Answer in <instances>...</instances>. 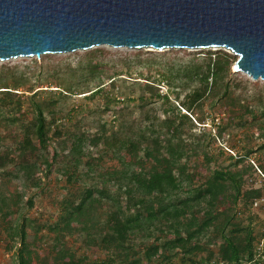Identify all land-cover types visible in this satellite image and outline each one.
Listing matches in <instances>:
<instances>
[{
    "label": "trees",
    "instance_id": "16d2710c",
    "mask_svg": "<svg viewBox=\"0 0 264 264\" xmlns=\"http://www.w3.org/2000/svg\"><path fill=\"white\" fill-rule=\"evenodd\" d=\"M106 54L105 49L98 48L87 52L76 64L63 57L54 59L53 66H46L45 57L41 63L35 59L40 73L34 81L37 86L32 84L29 67H0V177L21 181L23 189L40 188L42 178L38 173H49L59 164L67 183L76 188L62 201L57 222L48 225L57 232L53 264H264L257 250L264 235L258 239L251 223L244 225L237 218L241 211H235L240 199L253 207V202L263 196L264 185L243 190L239 181L242 173L224 167L216 168L196 184V173L189 167L192 154L202 151L209 159L207 130L190 140L198 129L196 108L202 110L205 101H210L211 107L224 108L229 116L223 130L236 125L264 132V84L233 73L238 57L224 50L195 54L179 63L168 56L163 60L152 53H137L135 63L164 78L168 86L188 90L180 104L186 113L165 110L162 119L153 104L157 99L171 101L169 95H161L157 89L161 79H148L143 84L127 79L132 78L131 73L122 77V69L108 75ZM48 76L56 80L57 90L40 89ZM106 78L113 91L121 90L128 81L132 88L143 91L133 106L117 109L115 118L124 117L126 108L139 115L128 129L121 124L110 135L92 138L78 125L82 119L73 122L85 107L68 109L62 101L79 95L96 100L106 92ZM116 103L107 94L100 108L109 111ZM7 134L14 138L9 144ZM100 144L105 147L104 154L117 159L118 166L82 169L85 157L93 156L88 147ZM255 152H260L255 159L264 173V142L248 149L235 164ZM102 158L98 155L93 165ZM253 168L250 165L247 170ZM85 177L94 182L87 183ZM23 197L22 192L14 200L0 195V212L5 220L15 215L13 206L18 207ZM27 204L33 207V199ZM20 217L5 230L14 244H19L17 263L34 264L26 242L27 226H32L34 220ZM73 228L85 236L86 245L99 246L108 258L88 263L86 257H77L61 239ZM209 238L220 241L217 258L210 251L203 256L208 250L204 240Z\"/></svg>",
    "mask_w": 264,
    "mask_h": 264
},
{
    "label": "rangeland",
    "instance_id": "374dc122",
    "mask_svg": "<svg viewBox=\"0 0 264 264\" xmlns=\"http://www.w3.org/2000/svg\"><path fill=\"white\" fill-rule=\"evenodd\" d=\"M222 49H164L158 50L153 48H142V49H111L106 50L107 54L105 55V62L108 63V75H111L115 70L122 69L124 75L122 77H128L127 75L132 74V78H127L129 80L136 79L141 81L143 84L149 81H158L157 89L161 95H169L171 103H165L160 99H157L158 102L153 105L156 108L158 116L164 118L165 110H168L170 113L177 112L181 110L182 113H186L180 104L184 100L188 90L183 91L181 87H171L168 86L164 78H159L155 72H149L144 67L135 63L137 53H143V56H147L148 53L157 55L163 60L165 56L172 62H181L195 56V54L206 53L207 51H215ZM226 51V50H224ZM231 54L230 50L227 51ZM87 53V52H86ZM86 53H78L64 56L49 57L45 59L46 66H53V60L63 57H68L73 64H76ZM234 55V54H233ZM34 60L20 61L0 64V67L3 65H18L21 68L29 67V72L31 75V80L33 85H38V82H35L40 76L39 69L35 65ZM39 63L43 62L42 59H38ZM130 64V67L128 65ZM236 75L244 79H249L252 82H259L261 85L264 84V80L255 81L251 76L243 72H233ZM47 80L42 81L43 88L40 89H54L57 90L56 80L48 76L45 78ZM109 80L105 79L106 92L99 95L96 100L89 101L85 100L83 96L79 95L76 97H69L68 100L62 101L64 107L77 108L79 105L85 107V111L77 113V116L74 119V123L79 119H82V122L79 123L80 127L87 131L90 136L96 137V135H110L113 131H118L120 125L122 124L126 129L134 123L136 117L139 113L131 114L132 108H126L124 117L115 118V111L122 107L123 105H134V100L143 94V91L139 88H132L130 86L131 81H128L127 86H121V90L116 89L115 91L109 89L108 87ZM94 85V84H93ZM49 86V87H48ZM110 95V97L117 102L112 106V110L105 111L103 108H100L104 103V97ZM180 94V98H177V95ZM27 96L30 94L27 93ZM148 95H151L149 93ZM124 98H130L128 101L124 102ZM120 100V101H119ZM194 116L198 119L195 120V123L198 127L195 130L196 134L190 140L199 138L200 132L203 129L207 130L206 145L208 157L205 156L204 152L200 151L197 154L191 155V163L189 167L193 172L196 173L197 183L201 184L203 180L206 179L216 168H229L234 173H242L239 177V181L242 185L243 190H248L251 188H260L264 185V178L257 170L258 162L255 157L260 156V152H255L245 158V161L237 165L235 162L241 155H247L246 151L248 149H256L261 143L264 142V139L261 138V135L264 132L259 131L256 128L252 127H238L236 125H231L227 130H223L224 122L227 121L229 116L224 108L220 106L211 107L210 101H205L203 109H198L194 111ZM7 144L13 141V137L7 134L6 136ZM52 147H57L55 144H52ZM53 149V148H51ZM93 153V156H86L84 161V166L82 169L87 170L88 167L93 166L96 170L101 169H110L112 167L118 166L119 162L117 159L113 158L112 154H104L105 147L103 144H100L98 147L90 146L88 147ZM262 154V153H261ZM98 155H101L103 158L99 160V163L96 165L95 159ZM264 163V162H263ZM250 165H253L252 170H247ZM257 166V167H256ZM60 169L62 167L57 164L51 172L42 170L38 173V176L42 178V186L40 188H31L23 189L22 183L19 180L13 178L3 179L0 177V195H5L8 198L14 200L16 196L22 192L24 197L23 200L19 203V206H13L16 209L15 215L5 220L0 212V264H18L17 254L19 244L15 243L10 239L8 232H6L5 227L10 225L18 217H27L28 219L34 220L32 226H27V238L26 242L29 244L30 249L32 250L34 257V264H53L57 254L58 241L55 239L57 232H53L49 229V224L54 225L61 213L62 201L69 195L71 191H76L75 186L67 183L66 177L61 173ZM87 183L94 182L91 178H86ZM76 187H79L78 185ZM33 199V207H29L27 204L28 199ZM261 202L260 207H252L250 205H245L242 199L239 200L235 211H241L240 214L237 213V218L239 221L248 225L251 223L255 235L259 239L264 235V193L263 196L258 199ZM222 206L228 207V203H223ZM20 217V219H22ZM37 228L40 230L37 231ZM73 228L72 233H66L62 235L61 239L64 240V245L72 250L77 257H86L88 263L98 262L101 263L108 258L109 254L103 251L99 246L86 245L84 242L85 236L82 235L79 231ZM208 249L203 253V256H206L210 251L215 258L218 257V250L220 246V241H215L213 238L204 240ZM10 247L13 249L10 250ZM175 261L179 262V258H175Z\"/></svg>",
    "mask_w": 264,
    "mask_h": 264
},
{
    "label": "water",
    "instance_id": "95a60500",
    "mask_svg": "<svg viewBox=\"0 0 264 264\" xmlns=\"http://www.w3.org/2000/svg\"><path fill=\"white\" fill-rule=\"evenodd\" d=\"M98 48L230 50L264 80V0H0V64Z\"/></svg>",
    "mask_w": 264,
    "mask_h": 264
},
{
    "label": "built area",
    "instance_id": "2783aa9c",
    "mask_svg": "<svg viewBox=\"0 0 264 264\" xmlns=\"http://www.w3.org/2000/svg\"><path fill=\"white\" fill-rule=\"evenodd\" d=\"M257 170L260 172V174L264 178V173L258 167H257ZM260 206H261L260 200H255L253 202V207L257 208V207H260ZM257 250H258L259 257L262 258V260H264V237L260 240ZM202 264H206V263H202ZM260 264H263V262H261Z\"/></svg>",
    "mask_w": 264,
    "mask_h": 264
}]
</instances>
